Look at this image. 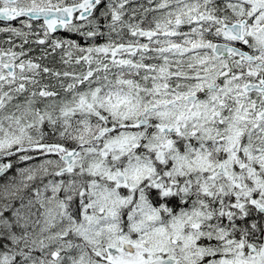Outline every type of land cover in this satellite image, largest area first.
I'll return each instance as SVG.
<instances>
[{
    "label": "snow or ice",
    "instance_id": "snow-or-ice-1",
    "mask_svg": "<svg viewBox=\"0 0 264 264\" xmlns=\"http://www.w3.org/2000/svg\"><path fill=\"white\" fill-rule=\"evenodd\" d=\"M0 264H264V0H0Z\"/></svg>",
    "mask_w": 264,
    "mask_h": 264
}]
</instances>
